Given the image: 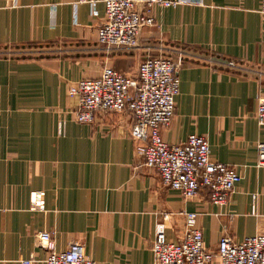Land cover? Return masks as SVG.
I'll use <instances>...</instances> for the list:
<instances>
[{
	"label": "crops",
	"instance_id": "obj_1",
	"mask_svg": "<svg viewBox=\"0 0 264 264\" xmlns=\"http://www.w3.org/2000/svg\"><path fill=\"white\" fill-rule=\"evenodd\" d=\"M0 0V264H43L37 234L56 251L85 245L98 264H154L163 226L169 241L196 212L205 244L264 234V167L256 145L264 95V0H178L138 8L154 17L138 47L111 51L98 43L104 0ZM55 10V12H53ZM183 55L175 117L162 132L170 144L205 136L212 157L236 167L240 180L226 205L204 189L187 199L144 165L130 130L134 115L100 111L75 120L70 88L106 66L137 76L147 56ZM233 61L235 66L227 67ZM212 264H219L215 260Z\"/></svg>",
	"mask_w": 264,
	"mask_h": 264
},
{
	"label": "built area",
	"instance_id": "obj_2",
	"mask_svg": "<svg viewBox=\"0 0 264 264\" xmlns=\"http://www.w3.org/2000/svg\"><path fill=\"white\" fill-rule=\"evenodd\" d=\"M104 2L105 16L97 38L101 46L111 51L137 48L142 29L155 23L152 15L138 8L139 2L148 7L165 8L181 3L178 0ZM6 3L15 6L17 0H6ZM90 3L96 14V0ZM182 58L181 54L177 59L147 56L139 63L136 77L106 66L100 77L77 81L70 88L79 101L75 120L90 124L97 112L129 109L134 115L130 135L138 143L137 153L143 157L144 165L160 175L164 186L179 191L187 199H194L207 189L212 203L226 205L240 180L236 167L215 160L210 143L203 135L191 134L185 142L170 144L162 134L175 117ZM226 66L233 67L235 63L228 61ZM257 119L264 128V95L258 98ZM256 149L258 165L264 167V141L258 142ZM197 216L196 212L185 213L186 232L177 242L168 240L163 226L157 229L152 244L154 264H212L215 260L219 264H264V234L236 241L225 233L213 250L206 246L202 230L195 225ZM37 247L48 252L43 264H98L87 255L81 242L56 251L49 231L37 234ZM32 261L27 259L23 264Z\"/></svg>",
	"mask_w": 264,
	"mask_h": 264
}]
</instances>
